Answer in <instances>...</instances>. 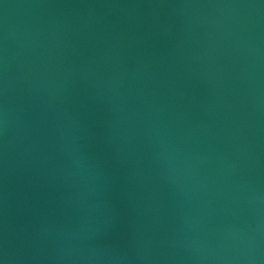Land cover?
Instances as JSON below:
<instances>
[{"label": "water", "instance_id": "water-1", "mask_svg": "<svg viewBox=\"0 0 264 264\" xmlns=\"http://www.w3.org/2000/svg\"><path fill=\"white\" fill-rule=\"evenodd\" d=\"M0 264H264V0H0Z\"/></svg>", "mask_w": 264, "mask_h": 264}]
</instances>
